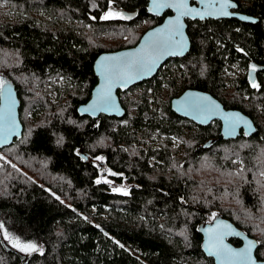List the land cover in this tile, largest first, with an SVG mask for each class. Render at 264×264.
Masks as SVG:
<instances>
[{"label": "trees", "instance_id": "trees-1", "mask_svg": "<svg viewBox=\"0 0 264 264\" xmlns=\"http://www.w3.org/2000/svg\"><path fill=\"white\" fill-rule=\"evenodd\" d=\"M236 1L258 21L188 20V53L119 89L125 116L94 118L78 106L97 56L135 45L162 17L148 0H0V79L16 86L24 124L0 148V264H215L199 230L213 214L256 237L264 258V68L258 88L247 74L250 61L264 66V0ZM110 8L131 18L102 19ZM188 87L249 114L257 131L224 138L220 120L176 113L171 98ZM105 168L132 182L127 194L99 179Z\"/></svg>", "mask_w": 264, "mask_h": 264}, {"label": "water", "instance_id": "water-1", "mask_svg": "<svg viewBox=\"0 0 264 264\" xmlns=\"http://www.w3.org/2000/svg\"><path fill=\"white\" fill-rule=\"evenodd\" d=\"M204 3H207V0H188V6L191 8H196L201 11L204 10ZM230 3L234 4L235 7L229 8L228 11L231 13L229 16H207L203 19L206 18H231V17H236L242 21L246 22H256L258 21L259 17L253 14H248L246 12H243L239 10V3L236 0H230ZM153 8V3L152 0L148 1V12L154 15H163V13L170 9L172 10V13L168 14L165 16V18L157 23L156 25L148 28L140 37L139 41L129 47H124L116 50H110V51H103L101 52L97 58L94 61V70L96 75L98 76V81L95 84V86L92 89V93L90 98L78 106V112L81 115H89L91 117H98L101 113H105L107 115H116L118 117H123L127 113V109L124 106L120 94H119V89L121 90H127L130 87H132L135 84H138L146 79L152 78L154 75L157 74L159 69L162 67V65L171 57H184L188 51L191 49L192 46V41L190 38V35L188 33V20L187 19H201L200 17H192V16H184L180 18V23L183 25L181 32H182V41L184 44V50L183 52H178V54H172L171 51L165 52L164 54L159 56V59L156 60L155 62V67L153 70L146 75L130 81L126 86H114L112 88V99L114 101V104L116 105L115 108L107 110V111H96V112H91V111H85V109L89 108L91 104L96 102L97 100V93L101 89V87L104 86L105 84V77L101 74L99 65L101 63L104 64H111L114 63L113 61L106 60L104 58L107 57H117V56H135L137 54H144L147 51V44L154 39L157 38H162L167 35V32L170 28H175V24H172L170 22H174L177 17V11L173 7H165L159 10V12L152 11L151 9ZM247 17V19H245ZM177 40H180L181 37L177 36ZM253 66L255 67V71H253ZM263 65H259L256 62L250 61L249 63V69H248V79L250 82H254L255 84L259 85V80H258V74L257 71L259 69H263ZM8 90L11 91V98L12 100L15 101V106H14V115H15V130L14 133L8 134L7 139L4 140L2 143H0V148L10 145L14 142L15 138H18L22 135L24 131V124L21 119V114H20V105H21V100L19 97L18 90L16 89V86L14 85L13 82H11L9 79H6V88H5V95L4 97L0 98V109H3L7 106L8 100H7V93ZM201 97H208L210 103H213L215 105H218V109L216 110L215 114L212 115H204L197 113L193 111L191 108H189L187 105L189 102L197 100V98ZM171 108L178 114L187 117L196 123L200 125H208L214 120H220L221 121V134L224 138H236L238 135L241 133H245L248 135H252L257 131V125L254 121V119L244 111H242L239 108H233V107H226L225 104L215 95H213L211 92L207 90H202L198 88H193V87H188L186 88L183 92H181L179 95L173 96L171 98ZM229 114H238L239 117L242 120H247L250 124L245 125L241 123L237 129L236 133L232 136L226 135L225 133V126H226V120L225 117ZM4 133L2 130H0V140H3ZM88 156V154H86ZM222 225H229V229H224L223 227H219ZM212 229H216L217 233H222L225 231H229L230 234L226 235L223 237V245H226L227 247L239 251L248 244V241L253 242V247H252V260L255 262V264H264V258H259L256 254V250L259 246V241L256 237L251 236L248 234L243 228L238 226L232 219L221 215L217 214L215 216V219H212L211 221L205 222L204 224H201L199 227V230L203 234V240H202V248L204 252L208 255L214 258L215 264H221L220 260L217 258L215 255H210L208 248H209V232ZM236 237L241 240L240 244L234 243L231 238ZM233 264H238V262H233Z\"/></svg>", "mask_w": 264, "mask_h": 264}, {"label": "snow or ice", "instance_id": "snow-or-ice-1", "mask_svg": "<svg viewBox=\"0 0 264 264\" xmlns=\"http://www.w3.org/2000/svg\"><path fill=\"white\" fill-rule=\"evenodd\" d=\"M203 2V0H202ZM153 8L152 11L159 12L160 9L165 7H173L177 11V17L174 22L175 28H170L167 32V35L162 38H157L151 40L147 44V51L144 54H137L135 56H117V57H107L106 60L113 61L111 64L101 63L99 65L101 74L105 77V84L99 92L97 93V100L85 109V111H107L116 107L112 99V88L114 86H126L130 81L138 79L147 73L151 72L155 67V62L159 59V56L165 52L171 51L172 54H178V52H183L184 44L182 41V32L181 29L183 25L180 23V18L184 16L200 17L201 19L207 16H229L231 13L228 11L229 8L235 7L234 4L230 3V0H207V3H204V10L201 11L196 8H191L188 6V0H152ZM102 19H128L131 17L123 16L121 13L113 11L111 8L106 12ZM247 19V17H245ZM181 37L180 40H177L176 37ZM253 71L255 67L253 66ZM254 88H258L259 85L252 83ZM6 88V81L0 79V98L4 97ZM7 106L3 109H0V130L3 131L4 136L3 140H0L2 143L7 139L8 134L14 133L15 130V115H14V106L15 101L11 98V91L8 90L7 93ZM208 97L197 98V100L191 101L188 103V107L193 111L204 114L212 115L215 114L218 109V105L208 102ZM226 126L225 133L226 135L232 136L236 133L237 127L243 123L245 125L250 124L247 120H242L238 114H229L225 117ZM59 142V141H58ZM98 160H102L103 157H97ZM242 171V170H241ZM110 175H117L109 170ZM264 177V171L260 173ZM100 180H97V183H100ZM105 183H111L110 181L104 180ZM264 186V185H262ZM114 191H123L121 188H115ZM125 194H127L125 192ZM213 219H215V214H213ZM3 225L0 224V228ZM224 229H229V225H222ZM230 234L229 231L222 233H217L216 229H212L209 232V254L215 255L220 260L221 264H233V262H238V264H255L252 260V247L253 242L248 241V244L245 248L235 251L226 245H223V237ZM5 239H12L13 246L20 249L23 252H32L37 250V246L34 243L21 242L18 238H12L7 232L4 233Z\"/></svg>", "mask_w": 264, "mask_h": 264}, {"label": "rangeland", "instance_id": "rangeland-1", "mask_svg": "<svg viewBox=\"0 0 264 264\" xmlns=\"http://www.w3.org/2000/svg\"><path fill=\"white\" fill-rule=\"evenodd\" d=\"M114 11L119 12L122 15L125 14V12H123L121 10H114ZM167 90H168L167 88L164 89L165 93H167ZM138 92H139V89H135V90H132L131 91L132 94H136ZM161 95L162 94H159L158 96L161 98L162 97ZM109 170L110 169H107V168L102 169V172L100 174L99 179L100 180L110 181L111 183H109V184L111 185V187L113 189H115V188H121V189H123L124 192L125 191H128L129 188L131 187L132 182L128 181L127 179L119 180L115 175H110L109 174ZM111 172H113V171H111Z\"/></svg>", "mask_w": 264, "mask_h": 264}, {"label": "flooded vegetation", "instance_id": "flooded-vegetation-1", "mask_svg": "<svg viewBox=\"0 0 264 264\" xmlns=\"http://www.w3.org/2000/svg\"><path fill=\"white\" fill-rule=\"evenodd\" d=\"M148 1H149V0H148ZM147 7H148V3H147ZM170 13H172V10L168 9V10H166V11L163 13V15H161L160 17H162V20H163V19L165 18V16L168 15V14H170ZM152 15H154V14H152ZM155 16H159V15H155ZM206 19H207V18H206ZM214 19H215V18H214ZM217 19H219V18H217ZM162 20H161V21H162ZM187 20H193V19H187ZM196 20H197V19H196ZM199 20H204V19H199ZM161 21H160V22H161ZM155 25H156V24H155ZM153 26H154V25H153ZM188 33H189V32H188ZM171 58H175V57H171ZM171 58H169L166 62L170 61ZM166 62H165V63H166ZM165 63H164V64H165ZM164 64H163V65H164ZM163 65H162V66H163ZM248 69H249V68H248ZM235 238H236V237H235ZM240 243H241V241H240ZM240 243H239V244H240ZM214 262H215V261H214Z\"/></svg>", "mask_w": 264, "mask_h": 264}]
</instances>
